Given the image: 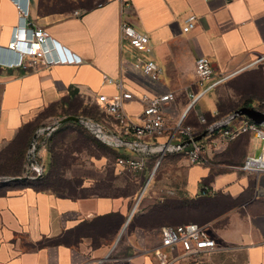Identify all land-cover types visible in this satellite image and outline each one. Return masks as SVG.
Segmentation results:
<instances>
[{"label": "crops", "instance_id": "0c3cea01", "mask_svg": "<svg viewBox=\"0 0 264 264\" xmlns=\"http://www.w3.org/2000/svg\"><path fill=\"white\" fill-rule=\"evenodd\" d=\"M27 9L30 22L44 26L80 61L26 71L0 65L1 157L9 153L14 140H26L32 129L67 114L92 113L96 94L114 92L102 77L118 75L120 60L130 61L135 55L152 58L162 74L153 83L129 70L128 86L172 90L173 99L163 110L166 123L190 110L195 121L202 112H216L220 87L209 89L188 106L190 94L198 91L193 68L198 55L210 60L213 76L238 75V94L252 100L251 105L259 102L264 110V0H27ZM191 14L192 26L182 30ZM17 15L12 0H0V47L7 44ZM119 22L145 33L149 52L138 53L120 39ZM252 74L257 76L254 89ZM125 109L131 119H140L141 102L136 98ZM196 123L188 124L195 129ZM45 135L37 132L35 139H41L34 147L43 167L49 156L43 146ZM242 138L244 156L251 151L248 141L253 137ZM181 140L177 136L173 142ZM230 145L206 149L204 164L186 161L181 180L162 182L154 195H145L148 184L131 213L140 185L129 193H77L0 181V264H94L109 249L100 264H157L147 249L158 243L163 213L177 215V198L191 203L189 216L195 219L189 221L205 223L215 240L217 248L203 255L205 264H264V196H253L255 189H264V173L215 162L213 158ZM122 148L129 150L122 155L133 153ZM153 158L146 156L144 176ZM17 161L15 169L21 167ZM111 166L122 177L113 160ZM104 170L105 157L92 153L65 166L61 177L76 178L79 189L98 182ZM203 188L209 192L203 193ZM171 264L190 263L179 259Z\"/></svg>", "mask_w": 264, "mask_h": 264}, {"label": "built area", "instance_id": "2783aa9c", "mask_svg": "<svg viewBox=\"0 0 264 264\" xmlns=\"http://www.w3.org/2000/svg\"><path fill=\"white\" fill-rule=\"evenodd\" d=\"M12 2L17 8L18 19L10 28L7 44L0 47V65L26 71L39 66L72 64L80 61V57L77 54L53 38L44 26L30 22L27 19V0H12ZM74 13H78V11L74 10ZM193 20L194 15H189L182 26V30L190 28ZM118 33L119 38L127 40L136 52H149L151 47L148 36L136 30L129 23L119 22ZM193 68L198 91L195 94H190L188 106L229 75L213 76L211 62L204 55L195 57ZM129 70L139 72L140 75L153 83H156L162 74L161 67L150 57L143 58L135 55L130 61L121 59L118 75L103 76L101 79L102 82L112 84L114 92L109 95L101 93L94 96V101L102 114L98 119L83 117L85 120L95 122L103 135L98 137L94 132V126L88 129L85 125L80 122L78 123L83 125L97 139L112 148L118 146L129 148L125 144H114V142H118L117 138L129 140L133 145L137 146H145L147 148L161 147L162 150L156 153L142 154L132 150L133 153L131 154H117L113 158V164L116 166L118 173L129 172L130 174H138L141 179V185L130 210L131 213L138 198H140L148 186L157 164L164 155L169 153L166 149L172 143H175L173 141L177 136L183 139L191 138L199 131H196V128L194 129L190 124L183 121V113L174 122L170 124L166 123L163 117V110L173 99L172 90L166 89L163 92H156L155 90L130 88L126 80V72ZM135 98L141 102L139 120L131 119L125 109V104ZM224 117L218 118L211 123ZM196 118L199 124L205 122L204 116L201 113ZM239 118L242 119L237 120ZM41 131L48 134L51 130L41 129ZM241 134H247L259 139L260 147L256 153H252L251 151L246 152L242 161L236 166L246 172L255 174L264 173V123H256L243 115L216 127L199 140H191L190 143L182 146L175 152H178L181 157L190 163L204 164L207 160L204 154L206 149H214L225 145ZM35 137L32 144L28 145L32 149L30 155L32 154V161L35 164H29L28 157L31 156L26 157L25 153L26 166L23 174L26 173L29 176L36 175L37 166L41 167L36 161L34 152ZM151 154L154 158L148 172L144 176L143 171L146 156L148 157ZM207 191L209 192L207 188L202 189L203 193ZM256 195L264 196V189H255L253 196ZM157 230L159 236L157 245L147 249L157 264H171L179 259H186L190 264H205L203 255L217 248L215 240L208 233L205 223L186 221L175 224H161ZM109 250L103 257L97 259L94 264H100L108 255Z\"/></svg>", "mask_w": 264, "mask_h": 264}, {"label": "rangeland", "instance_id": "374dc122", "mask_svg": "<svg viewBox=\"0 0 264 264\" xmlns=\"http://www.w3.org/2000/svg\"><path fill=\"white\" fill-rule=\"evenodd\" d=\"M236 76L233 78H236ZM233 78H226L225 83L220 84L218 87L223 90V86L226 84V82L232 80ZM238 101L240 100L238 99L237 94L233 93L230 94L228 99H221L223 106L227 107L232 105V103H237ZM186 122L191 124L196 123L194 113L191 110L187 113ZM47 135H45V138ZM36 139L40 140L41 136H38ZM242 143L243 140L241 138L236 139L234 143L230 145L231 147H229V150L224 154H219L218 157L213 158L215 159L214 161L218 163L233 164L232 162L234 160H240L243 156ZM43 146L46 147V149L51 153H55L54 156L56 159L54 166L50 167L52 171H57L55 170L56 168L65 169V166H69L71 163H75L76 161H82L92 153H94V155L98 154L101 157H105V170L103 171L102 178L98 182H95L89 186L76 189L74 185V182L77 181L76 178L66 180L60 179V177L58 179V176L55 175L56 179L51 180L52 182H50V184L56 187L59 186V188L62 190L77 193H83L87 191H97L103 193H129L135 191L138 186L141 185V179L138 180V178H140L138 174L122 172L120 173L122 174V177L115 175L111 166V160H113L111 150L99 141L95 140L93 136L87 133V131L83 130V128H81L76 123L69 122L60 125L59 127H54V129H52L51 133L48 135ZM122 147L123 146H118L116 148L114 147L113 149L120 153H122L123 150L129 151L127 149H123ZM248 147L252 153H256L260 147L259 139L254 137L250 139L248 141ZM8 152L9 153H4L3 156L5 161L4 167L12 172L15 171V148L9 146ZM185 164L186 160L179 154L164 155L154 170L152 179L149 182V186L145 195H154V193L157 192L158 185L162 182L176 179L177 181H180V178H182L183 175ZM190 208L191 203H188L185 199L177 198V215L163 213L164 215L158 220V222L161 224H171L174 222L179 223L193 220L195 218L189 216Z\"/></svg>", "mask_w": 264, "mask_h": 264}, {"label": "trees", "instance_id": "16d2710c", "mask_svg": "<svg viewBox=\"0 0 264 264\" xmlns=\"http://www.w3.org/2000/svg\"><path fill=\"white\" fill-rule=\"evenodd\" d=\"M254 77H257V76L252 74V77H251V80H250V83H251L250 87H252L253 89H254L253 81L255 80ZM233 79L228 81V82H226V84L223 86V90H221V88H220L219 94L217 95V97L215 99L216 112L214 114H210V112H202L201 113L204 116L205 122L202 123V124H199L197 122L196 125H195L196 131H200L202 128H204L206 125H208L212 121L228 115L233 109L237 108L240 105H251L250 102L252 100H246L240 94H238L239 88H238L237 76H236V78H233ZM225 81H226V79L222 80L216 86H214L213 89H216V87H218L220 84H224ZM229 88H230V90H229ZM231 92L233 94H237V97H238V99L240 101H238L237 103H232V105H229V107L223 106V104L221 102V99L222 100L228 99V97H230V94H232ZM258 100H262V99L258 98ZM253 106L257 107V108H261L262 104H260L258 102L257 104H255ZM101 114H102V112L98 109L97 105L95 104L94 105V110H93L92 113L91 112H83V111H81L79 113H76L75 115H78V116H81V117H88V118H92V119H98V117ZM186 117H187V114L184 115L183 121L184 120L186 121ZM68 121L78 124L81 128H83V130L87 131V133H89L91 136H93L90 132H88V130L83 125H81L77 121H75V120H73V121L68 120ZM196 121H197V118H196ZM59 126L60 125H58V127ZM33 130L34 129L31 130V132H30V134H29V136H28V138L26 140L25 139L23 140V138H22V140L21 139H18L17 141L14 140V142L11 145H9V146L15 148V161L18 160L21 163V167L18 168V169H15V171H12V172L9 169H6L4 167V162H5L4 161V157H1V154H0V174H5V175H21V174H23V171H24V168H25V162H26L25 153H26V149H27V147L29 145L30 137H31V134H32ZM51 131L48 133V135L51 133ZM48 135L46 136L45 141L47 140ZM243 135L248 136L247 134H241V135L237 136L236 138H234L233 140L229 141L228 142L229 145L230 144L232 145V143H234V141L236 139H238V138H241L243 141H246V139L242 138ZM93 137H94L95 140L99 141L104 146L109 148L111 150V152H112L113 157L115 155H117V154H121V153H117V152L112 151V147H110L109 145H107L104 142L100 141L95 136H93ZM45 141H44V143H45ZM37 143H38V140H37ZM175 153H177V152H175ZM54 155H55V153H51L49 151V156H48V159H47L48 160V164H47L46 167H43V164L40 161L41 160L40 157H38V156L36 157V161L39 164H41V167H42L41 175L38 178H25L23 180L15 181V183H19V182L20 183H27V184L33 185L34 187H37V188L49 187V188L54 189V190H61V188H59V186L56 187V186L50 184V182H52L51 180H55L56 179V176H58V179H59L61 177V173L63 172V169H61V168H56L55 170H57V171H54V170L52 171L51 170L50 167L54 166V162H55V159H56V157ZM242 158H243V156H242ZM242 158L240 160H238V161L234 160L232 163L233 164H238V163H240L242 161ZM60 179H63V178L61 177ZM153 212L155 213V209H153ZM171 212L172 211H170V213Z\"/></svg>", "mask_w": 264, "mask_h": 264}, {"label": "water", "instance_id": "95a60500", "mask_svg": "<svg viewBox=\"0 0 264 264\" xmlns=\"http://www.w3.org/2000/svg\"><path fill=\"white\" fill-rule=\"evenodd\" d=\"M241 115H243L244 117H246L248 119L253 120L256 123H259V124L264 123V110L256 108L253 105H240L237 108L233 109L224 118L217 120V121L211 123L210 125L204 127L202 130H200L198 133L193 135L191 138H185L179 142L172 143L171 146L166 149V151L169 153L175 152V151L179 150L182 146L190 143L191 140H193V141L199 140L204 135H206L207 133L213 131L216 127L224 125L227 122H229L231 119L238 117V116H241ZM65 120H75V121L80 122L81 124L85 125L88 129H91L94 126L95 134L98 137H101L103 135L101 133V131L98 129V125L95 122L85 120L83 117H80L78 115L67 114L64 116H60L59 118H57L55 121H53L49 125H45V126H41V127L36 128L34 130L32 136H31V138H30L29 145L32 144V141H33L35 135H37L38 131H40L41 129L52 130V129H54V127H56L57 124L65 121ZM117 141L118 142H114V144H125L134 152H138V153H142V154L156 153V152H160L162 150L160 146L147 148L145 146L133 145L129 140H125V139L117 138ZM31 152H32V149L29 146L26 150V157H28ZM30 156L31 157H28V162L30 165H33V163L35 164V162L32 161L33 160L32 154ZM40 175H41V167L37 166V173L34 176H29L26 173L21 174V175L0 174V181L21 180V179H25V178H29V177L38 178ZM129 216H130V213L127 216L124 224L127 222V219L129 218Z\"/></svg>", "mask_w": 264, "mask_h": 264}]
</instances>
